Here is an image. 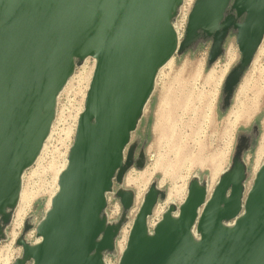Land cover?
I'll list each match as a JSON object with an SVG mask.
<instances>
[{"label":"water","instance_id":"water-1","mask_svg":"<svg viewBox=\"0 0 264 264\" xmlns=\"http://www.w3.org/2000/svg\"><path fill=\"white\" fill-rule=\"evenodd\" d=\"M183 0H0V241L18 208L22 176L34 165L57 112V98L86 58L97 60L86 107L52 208L37 228L42 242L20 240L15 264H104L134 191L124 178L128 150L154 93L159 70L207 38L209 63L231 32L241 54L227 77L228 100L264 38V0H197L178 45L174 21ZM128 151V152H127ZM127 152V155H126ZM145 165L144 157L136 162ZM244 165L224 173L201 216L205 190L192 180L179 216L176 206L148 235L147 220L161 195L152 184L134 220L119 264H264V164L242 211ZM115 184L120 187L114 191ZM124 214L108 222L107 195ZM197 226L201 238H192Z\"/></svg>","mask_w":264,"mask_h":264},{"label":"rangeland","instance_id":"rangeland-1","mask_svg":"<svg viewBox=\"0 0 264 264\" xmlns=\"http://www.w3.org/2000/svg\"><path fill=\"white\" fill-rule=\"evenodd\" d=\"M211 47L212 40L202 38L177 54L156 80L154 93L128 146V150L133 149L134 164L125 174L123 187L136 193L137 206L154 184L161 192L154 211L165 212L168 203L177 206L183 202L194 177L199 176L200 182L213 187L222 173L232 170L236 161L245 167L244 184L249 189L263 163L264 40L228 100L224 91L226 79L241 62L236 34L228 35L222 55L212 64ZM230 50L233 58L227 66ZM92 66V60L78 66L59 98L52 136L24 181L23 190L27 194L24 205H18L4 229L0 264H15L23 258L20 240L32 245L38 239L37 228L54 189L51 167L62 165L67 159ZM141 156L145 165L137 168ZM119 187L115 184L114 189ZM19 206L23 207L21 213ZM123 214L122 209L113 221H121ZM134 214L126 212L127 221L121 224L118 242L122 241L123 232L126 235ZM161 215L152 217V222L160 220ZM119 257L118 252L106 254L110 264H117Z\"/></svg>","mask_w":264,"mask_h":264},{"label":"bare ground","instance_id":"bare-ground-1","mask_svg":"<svg viewBox=\"0 0 264 264\" xmlns=\"http://www.w3.org/2000/svg\"><path fill=\"white\" fill-rule=\"evenodd\" d=\"M186 28H187V27H184V29H181V28H179V29L177 28V29H176V27L174 26V30H175V33H176V36H177V39H178V45H180V43H181L182 40H183V38H182V33H181V32H184V31L186 30ZM180 29H181V30H180ZM263 40H264V38H263ZM262 42H263V41H262ZM174 58H175V56H174L172 59H170V61H168V63H167L164 67H162V68L159 70L158 76H159L160 72H161L163 69H165V68L171 66V64H172V62H173V60H174ZM232 58H233V56H232V50H230L229 53H228V60H229V63H228L227 66L230 65ZM90 60H92V62H93V66H92V68H91V72H90L89 77H88V86H87L86 94H85V96H84V97H85V100H84L83 110L80 112V114L77 115L78 119H77V124H76L75 133H74V136H73V143H72V145L70 146V149H69V152H68V155H67V159H66L65 161H62V162H63L62 165H61L60 163H58V164H60V165H53V166L51 167V173H52V176H53V177H52V182H53L52 185L54 186V189H53V191H51V194L49 195L48 206H47V210H46V212H45V215H44L43 219L46 217L47 213L51 210V208H52V201H53V199L55 198V196L57 195V193L59 192V180H60L61 175L63 174V172H64V171L66 170V168H67L68 161H69L70 151H71V149H72V147H73V144H74V141H75V137H76V131H77V127H78V122H79L81 116L83 115V113H84V111H85L86 100H87L88 92H89V89H90V85H91L92 78H93L94 71H95L96 64H97V60H96V59H93V58H86V59L83 60V62H84V64H85L87 61H90ZM74 75H75V73H73V75L70 77V79L68 80L67 84H66L65 87L63 88L62 92L59 94V96H58V98H57V102L59 101V98L61 97L62 93L64 92V90H65L66 87L68 86L70 80L74 77ZM158 76H157V78H158ZM82 96H83V95H82ZM82 100H83V99H82ZM81 108H82V106H81ZM81 108H80V110H81ZM53 126H54V123H53V125H52V127H51V130H50L49 135H48V137H47V139H46V142L44 143V146H43V148H42V150H41V153H40V155L37 157V159H36L34 165L31 167V169L35 166L37 160H38L39 157L42 155V153H43V151H44V149H45V145H46L48 139L50 138V135L52 136L51 133H53V132H52ZM66 135H67V133H66ZM64 136H65V135H64ZM43 156H44V155H43ZM63 158H64V157H63ZM63 160H64V159H63ZM37 163H38V162H37ZM56 163H57V162H56ZM263 164H264V160H263V163H262V165L260 166V168L257 170V172H256V173L254 174V176H253V180H252V185H251V187H250L249 189H246V186H245V184H244V189H243L244 191H243V198H242V211H241L240 214L236 217V219H234L233 221H230V222L225 223V224H224V227H225V228H228V229L233 228V226L235 225V223H236V222H237V221L243 216L244 211H245V209H244V205H245L246 198H247V196H248L250 190L252 189L253 184H254V181H255V179H256V176H257V174L259 173L260 169L262 168ZM38 166H39V165H38ZM36 170H37V169H36ZM36 170H35V172H36ZM25 173H26V172H25ZM25 173H24L23 176H22L23 185H22V189H21V191H20L19 200H18V201H19L18 204H20V206H21V203H22V202L24 203V201L26 200L25 197L27 196L25 190H23V187H24V175H25ZM224 173H225V172H224ZM224 173H222V174L220 175L218 181L214 184L213 187H210V185H204L202 182H200V177H199V176H196V177L193 178L194 182L198 183V184H199V187H201L202 189L205 190V200H204V203H203V205L201 206V208H200V210H199L198 218L201 216V214H202L204 208H205L206 205L208 204V202H209V200H210V198H211V196H212L214 190L216 189V187H217V185H218V183H219L220 178L224 175ZM36 174H37V173H36ZM125 178H126V177H125ZM125 178H124V181H126ZM50 183H51V182H50ZM28 187H29V186H28ZM34 187H35V185H34ZM39 188H40V187H39ZM30 189L32 190V188H30ZM48 189H49V188H48ZM48 189H47V190H48ZM35 190H36V189H35ZM126 190H127V189H126ZM41 191H43V190H41ZM188 191H189V186H188V189L186 190V196H185L183 202H182L181 204L177 205V206L175 205V206H176V209H174V211L172 212V217H173V218H177V217L179 216L180 207H181L182 204L185 202V200H186V198H187V196H188ZM33 192H34V191H33ZM148 192H149V189H148V191L143 195V197H142V199H141V202H140V205H139V206H137L138 204H136V193L134 192V205H133V207L131 208V210H129V211H130L131 213H132V212H135V214L133 215V217H131L130 222L128 223V224H130V226H129L128 231H126V232H127L126 235L123 236V240L119 243V244H120V245H119V246H120V257H119V260H118L117 264H119L120 259H121L122 255H123L124 251L126 250V247H127V244H128V240H129V236H130V233H131V230H132V226H133V223H134V220L136 219V217H137V215H138V213H139V210H140V208H141V206H142V204H143V202H144V200H145V198H146ZM30 193H31V192H30ZM40 194H41V192H40ZM138 194H139V193H138ZM138 194H137V195H138ZM33 195H34V194H33ZM35 195H36V193H35ZM31 197H32V195H31ZM31 199H32V198H31ZM107 199H108V198H107ZM28 200L30 201V198H29ZM29 201H27V203H28ZM139 201H140V199H139ZM23 203H22V205H24ZM29 203H30V202H29ZM29 203H28V204H29ZM107 203H108V200H107ZM168 204H169V205H167V207H166V211H165V212H164L163 210H161V211H154L157 205L154 207L152 214L149 216V218H148V220H147V231H148V235H149V236H152V235L154 234V228H156V226H157V225L160 223V221L162 220L163 216L167 213L168 207H169V206H174V204H171V203H168ZM29 205H30V204H29ZM29 205H28V206H29ZM20 206H19V208H20V212H19V213H21V212L23 211V207H20ZM24 208H26V206H25ZM135 210H136V211H135ZM25 213H26V212H25ZM160 213H162L160 220H157V222H154V223H153V222H152V217H155V218H156ZM20 216H21V215H20ZM19 221H20V219L18 220V222H19ZM108 222H109V221H108ZM21 223H22V222H21ZM20 225H21V224H20ZM20 225H18V227H19ZM191 234H192V238L194 239V241L198 242V241L200 240L201 235H200V233L197 231V226H196V225L193 227V229H192V233H191ZM119 236H120V233H119ZM41 242H42V237L39 236L38 239H37V241H36V243H35V244H32V247H35V246L39 245ZM116 246L118 247V245H117V240L115 241V247H116ZM103 263H104V264H109V262H108V260H107L106 257H103Z\"/></svg>","mask_w":264,"mask_h":264},{"label":"built area","instance_id":"built-area-1","mask_svg":"<svg viewBox=\"0 0 264 264\" xmlns=\"http://www.w3.org/2000/svg\"><path fill=\"white\" fill-rule=\"evenodd\" d=\"M196 1L197 0H183V3L181 5V7L179 8L178 16L174 21V26L176 27V29L177 28L178 29L179 28L184 29V27H187L190 13H191ZM185 32H186V30L184 32H181L182 38H184ZM29 174H30V169L25 173L24 181H25V179H28ZM114 191H115V189H114ZM107 198H108L107 199L108 200V206H107V210H106L107 218H108L109 222H114L113 221L114 218H117L118 216H120L121 211H122V206L120 204V201L115 198L114 193L108 194ZM124 235L125 234L123 232V236ZM122 240H123V237H122ZM120 242H118V239H117L118 247L116 246V252H118V254H120V246H119Z\"/></svg>","mask_w":264,"mask_h":264}]
</instances>
